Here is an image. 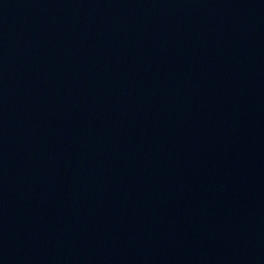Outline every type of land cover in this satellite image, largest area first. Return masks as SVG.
Segmentation results:
<instances>
[{
  "label": "water",
  "instance_id": "obj_1",
  "mask_svg": "<svg viewBox=\"0 0 264 264\" xmlns=\"http://www.w3.org/2000/svg\"><path fill=\"white\" fill-rule=\"evenodd\" d=\"M0 93L196 264H264V0H0Z\"/></svg>",
  "mask_w": 264,
  "mask_h": 264
}]
</instances>
